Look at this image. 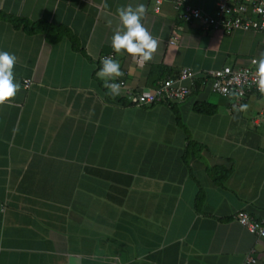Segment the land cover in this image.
Here are the masks:
<instances>
[{"label": "crops", "instance_id": "0c3cea01", "mask_svg": "<svg viewBox=\"0 0 264 264\" xmlns=\"http://www.w3.org/2000/svg\"><path fill=\"white\" fill-rule=\"evenodd\" d=\"M140 3L158 41L143 68L111 47L116 9ZM263 48L264 33L201 29L171 0L157 12L152 0H0V50L21 84L0 106V264L264 263V236L235 216L264 217L258 96L236 112L201 77ZM108 53L124 72L117 97L97 76ZM184 65L198 73L182 100L130 102Z\"/></svg>", "mask_w": 264, "mask_h": 264}, {"label": "built area", "instance_id": "2783aa9c", "mask_svg": "<svg viewBox=\"0 0 264 264\" xmlns=\"http://www.w3.org/2000/svg\"><path fill=\"white\" fill-rule=\"evenodd\" d=\"M164 0H152V9L157 12ZM209 10L201 4H192L189 0H171L172 6L179 19L194 22L201 29H219L225 33L234 30L264 33V0H212ZM174 43L175 37L167 39ZM264 56V48L260 55H250L242 65H221L207 68L201 73L211 91L228 96L234 106H238L249 96H258L259 106L253 113V120L264 125V94H261L255 81L256 65L253 60ZM112 57L111 53L100 58ZM197 70L189 65L181 66L173 75H167L154 82L152 86L129 94L130 102L134 104L152 103L155 101L176 102L182 100L190 91L193 81L197 77ZM29 79H23V85L29 84ZM124 84L123 80L111 81ZM235 93V94H233ZM236 220L249 232L257 236H264V217L256 220L245 211H236ZM247 264H264L255 256L248 253L244 257Z\"/></svg>", "mask_w": 264, "mask_h": 264}, {"label": "clouds", "instance_id": "9594fccd", "mask_svg": "<svg viewBox=\"0 0 264 264\" xmlns=\"http://www.w3.org/2000/svg\"><path fill=\"white\" fill-rule=\"evenodd\" d=\"M146 13L147 8L143 3L137 4L135 7L131 5L118 7L116 14L120 24L111 37L113 52L117 55L131 56L141 68L153 60L158 49L157 39L142 22ZM16 64L15 54L0 50V106L11 105L21 90V84L16 80L14 71ZM253 64L256 65L254 83L258 91L264 94V56L253 60ZM97 76L105 82L104 86L108 90L107 95L112 97L120 95V84L111 82L124 76L117 59L103 58ZM247 108V104H241L234 110L243 112Z\"/></svg>", "mask_w": 264, "mask_h": 264}, {"label": "trees", "instance_id": "16d2710c", "mask_svg": "<svg viewBox=\"0 0 264 264\" xmlns=\"http://www.w3.org/2000/svg\"><path fill=\"white\" fill-rule=\"evenodd\" d=\"M5 17L8 19V20H10L11 21V23L14 25V26H18V24L19 23H21V22H25L23 19H20V18H16V17H14V16H9V15H5ZM199 103H197L196 105H195V109H199Z\"/></svg>", "mask_w": 264, "mask_h": 264}]
</instances>
